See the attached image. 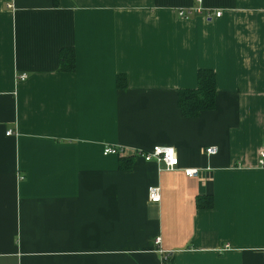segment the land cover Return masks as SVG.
<instances>
[{
    "label": "crops",
    "instance_id": "obj_1",
    "mask_svg": "<svg viewBox=\"0 0 264 264\" xmlns=\"http://www.w3.org/2000/svg\"><path fill=\"white\" fill-rule=\"evenodd\" d=\"M199 69L215 103L185 117ZM261 151L264 0H0V264H264Z\"/></svg>",
    "mask_w": 264,
    "mask_h": 264
},
{
    "label": "trees",
    "instance_id": "obj_2",
    "mask_svg": "<svg viewBox=\"0 0 264 264\" xmlns=\"http://www.w3.org/2000/svg\"><path fill=\"white\" fill-rule=\"evenodd\" d=\"M59 63L60 70L72 71L74 69L73 51L61 50L59 52ZM215 94V73L210 69H199L197 72L196 87L180 89L177 93V104L181 114L185 117H195L202 111L212 109L215 103ZM130 162L131 160L129 158L121 160L119 167L123 169L129 168ZM196 206L198 208H210L212 206L211 197H199Z\"/></svg>",
    "mask_w": 264,
    "mask_h": 264
},
{
    "label": "built area",
    "instance_id": "obj_3",
    "mask_svg": "<svg viewBox=\"0 0 264 264\" xmlns=\"http://www.w3.org/2000/svg\"><path fill=\"white\" fill-rule=\"evenodd\" d=\"M197 4L201 3V0H194ZM8 7L11 6V4L7 5ZM196 11H201L202 9L198 6L195 8ZM179 15L180 16H185V12L183 10H179ZM221 15L220 11L215 12V17H219ZM20 79H24L25 75L21 74L19 76ZM11 134L10 130L6 131V135ZM216 147L214 146H209L206 147L204 152L208 155H212L216 153ZM123 149L110 146V145H103L102 147V154L103 155H120L122 154ZM138 152V151H137ZM143 160L145 161H154L157 164H160L162 169L167 170V171H174L179 169V160L178 156L175 152L174 147L168 146V145H154L150 150L148 151H139L137 153ZM257 164L259 166H264V151L259 152L258 159H257ZM183 174L186 177H196L200 169L194 168V167H184L180 168ZM147 199L151 203H157L159 202L160 199V194H159V188L157 186H148L147 188ZM155 245H158L160 243L159 237H157L154 241ZM159 253L163 254V251L161 249L157 250ZM168 260L167 255L162 256V262L165 263Z\"/></svg>",
    "mask_w": 264,
    "mask_h": 264
}]
</instances>
